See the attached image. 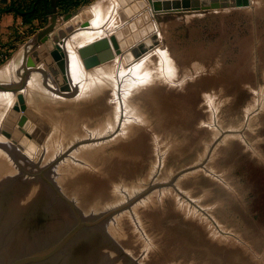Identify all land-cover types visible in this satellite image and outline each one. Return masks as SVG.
I'll list each match as a JSON object with an SVG mask.
<instances>
[{
    "label": "rangeland",
    "instance_id": "obj_1",
    "mask_svg": "<svg viewBox=\"0 0 264 264\" xmlns=\"http://www.w3.org/2000/svg\"><path fill=\"white\" fill-rule=\"evenodd\" d=\"M144 1L39 20L0 65V264H264V0Z\"/></svg>",
    "mask_w": 264,
    "mask_h": 264
},
{
    "label": "water",
    "instance_id": "obj_2",
    "mask_svg": "<svg viewBox=\"0 0 264 264\" xmlns=\"http://www.w3.org/2000/svg\"><path fill=\"white\" fill-rule=\"evenodd\" d=\"M152 1L153 3H157L159 1H170L172 9L181 8V0H152ZM196 4L197 6L203 9L204 8H213V9L226 8L229 6V0H199L198 2L196 1ZM235 5L237 7H240L242 5V0H235ZM122 6L124 8V14L121 13L119 14L118 17L121 22L126 23L128 22V20L135 17V15H137L138 13L146 9L147 4L144 0H125V3H123ZM74 14L75 13L66 14L62 16V18L64 20H68ZM115 40L116 39L113 37L112 46H114L116 49V45H114ZM157 42H158L157 37L155 35L151 36L149 40H145V42H143L141 45L138 46L137 48L138 53L141 55L146 53L147 51L151 50L155 45H157ZM38 52L40 53V55L37 52L31 54L32 62L36 65L38 63L39 57L42 56L41 54L43 53V50L39 48ZM133 53H134V56L138 54L136 51H133ZM78 56L82 60L84 68L87 70L95 66H98L100 64H103L105 62H108L114 58L112 49H110L107 40H104V39L80 48L78 50ZM59 72L61 74L60 69H59ZM51 73L54 75V72L51 71ZM55 77L57 80L59 79L57 76ZM61 77L63 79V82H65L63 76ZM27 122L28 120L26 116L19 117L18 122H17V129L21 134H24V132H26L25 127H26Z\"/></svg>",
    "mask_w": 264,
    "mask_h": 264
},
{
    "label": "crops",
    "instance_id": "obj_3",
    "mask_svg": "<svg viewBox=\"0 0 264 264\" xmlns=\"http://www.w3.org/2000/svg\"><path fill=\"white\" fill-rule=\"evenodd\" d=\"M33 1L35 0H0V65L4 62L8 54L12 53L14 49L21 43L24 36H27L25 33L27 32V29L35 27V23L38 24L39 20L41 21L42 25L50 17L64 16L66 14L72 13L75 14L71 18H77L82 10L91 7L92 4L95 5L100 0H93L89 4L83 5L76 10L63 15L56 6L57 0H40V4L43 5H45V1L47 2V15L44 18L42 16L36 15L29 22L24 21L22 17L16 15L13 12L6 11V8L11 4L25 8ZM25 46H21L19 50L23 49ZM17 52L13 55V57L17 54ZM0 69H2V67Z\"/></svg>",
    "mask_w": 264,
    "mask_h": 264
},
{
    "label": "bare ground",
    "instance_id": "obj_4",
    "mask_svg": "<svg viewBox=\"0 0 264 264\" xmlns=\"http://www.w3.org/2000/svg\"><path fill=\"white\" fill-rule=\"evenodd\" d=\"M118 1V0H117ZM93 12H95V13H98V10L97 9H93L92 10ZM123 13L122 14H124V10L122 11ZM141 13V12H140ZM139 14V13H138ZM137 14V15H138ZM93 22V21H92ZM96 25H97V23H96ZM99 25V24H98ZM97 25V26H98ZM91 26L92 27H94L95 26V24H91ZM96 27V26H95ZM78 30H80V29H78ZM78 30L76 31V33L78 32ZM84 30V29H83ZM83 30H81V31H83ZM99 30V29H98ZM97 30V31H98ZM80 31V32H81ZM90 31V30H89ZM88 31V32H89ZM95 31V30H94ZM86 32V31H85ZM91 32L93 33V31L91 30ZM75 32H73V34H74ZM89 35H90V33H89ZM81 35L79 34V33H77V34H74V35H72V37L70 38V37H66L65 39H64V44L62 45L63 46V54H64V56H65V65L67 66V65H69V67H67V73H68V70H69V73H71V69H72V67H74L75 65L76 66H79V64L77 63L79 60H78V58H77V55H73V53L72 52H74V54H75V52H76V50L75 51H72V46H73V44L74 43H76V42H72V40L73 39H75V38H78V40H79V37H80ZM82 36H83V38H85V37H87L86 36V34H85V36L82 34ZM81 36V37H82ZM103 39V38H102ZM102 39H99V41L100 40H102ZM91 44V43H90ZM72 45V46H71ZM87 45H89V44H87ZM86 46V45H85ZM84 47V46H83ZM123 48L124 47H126V46H122ZM82 48V47H81ZM80 49V48H79ZM78 49V50H79ZM26 50V49H25ZM21 51H23V49L21 50ZM27 52V51H26ZM77 53H78V51H77ZM79 57V56H78ZM80 59V58H79ZM81 60V59H80ZM82 61V60H81ZM75 66V67H76ZM14 67H16V66H14ZM12 68V67H11ZM23 68V67H22ZM45 68V67H44ZM15 69V68H14ZM40 69V68H39ZM39 69H29V68H24L22 71H21V76L22 77H24V76H27V75H31L30 77H29V80L30 79H32V78H35V77H45V75H46V69L45 70H39ZM11 70V69H10ZM80 71V70H79ZM78 70H77V73L79 72ZM29 73V74H28ZM92 75V74H91ZM15 76V75H14ZM70 76H72V75H70ZM74 76H75V74H74ZM47 77V76H46ZM45 77V78H46ZM87 78V77H86ZM18 79V78H17ZM49 79V78H48ZM71 79V78H70ZM21 80L22 79H20V80H18V81H16L15 83H12L9 87L8 86H3V85H1L0 84V86H2V88H6L5 90H9V89H11V87H12V89L14 90V86L16 87V86H18V85H20V84H22L21 83ZM35 80V79H34ZM73 80V79H72ZM71 80V81H72ZM31 81H33V79L31 80ZM31 81H30V83H31ZM79 81V80H78ZM34 82V81H33ZM32 82V83H33ZM74 82V81H73ZM86 82H87V79H86ZM24 83V82H23ZM30 83H29V85H30ZM48 83V82H47ZM71 83V82H70ZM75 83V82H74ZM80 83H81V81H80ZM34 84V83H33ZM36 84V83H35ZM23 85V84H22ZM32 85V84H31ZM140 85V84H139ZM47 86V85H46ZM53 86V85H52ZM50 87V86H49ZM78 87H80V85H78ZM51 88V87H50ZM55 88V87H54ZM53 88V89H54ZM53 89H51V90H49L50 92H57L58 93V90L59 89H57V88H55V89H57V90H55V91H53ZM77 89V88H76ZM79 89V88H78ZM30 90V89H29ZM34 90V89H33ZM122 91V90H121ZM8 92V91H7ZM65 92V91H64ZM61 93V92H60ZM63 93V92H62ZM120 93V92H119ZM30 94V93H29ZM56 94V93H55ZM59 94V93H58ZM54 95V94H53ZM60 96H62V97H67L68 96V93H63V94H59ZM119 95V94H118ZM52 96V95H51ZM57 96V95H56ZM74 96V95H73ZM123 96V95H122ZM122 96H119L120 98L122 97ZM59 97V96H58ZM1 98V97H0ZM52 98V97H51ZM25 99V98H24ZM28 100V99H27ZM7 103V102H6ZM118 131V130H117ZM120 132V131H119ZM105 134V133H104ZM114 134V133H113ZM123 134V133H122ZM91 135V134H90ZM101 137V136H100ZM101 138H106V136H104V137H101ZM108 138V137H107ZM106 138V139H107ZM97 141H98V139H96ZM100 140V139H99ZM93 141H95V139L93 140ZM103 140H101L100 142H102ZM99 142V141H98ZM77 164V163H76ZM73 166V165H72ZM34 167V166H33ZM179 205V204H178ZM73 206V205H72Z\"/></svg>",
    "mask_w": 264,
    "mask_h": 264
},
{
    "label": "trees",
    "instance_id": "obj_5",
    "mask_svg": "<svg viewBox=\"0 0 264 264\" xmlns=\"http://www.w3.org/2000/svg\"><path fill=\"white\" fill-rule=\"evenodd\" d=\"M93 0H57L56 6L59 9L60 13L66 14L73 10H76L77 8L87 5L91 3ZM43 4H40V0H35L31 2L27 7H20V6H14L10 5L6 8L7 12H13L16 15L23 18L24 21L29 22L31 19L34 18V16L39 15L43 18L47 15V2L45 1Z\"/></svg>",
    "mask_w": 264,
    "mask_h": 264
}]
</instances>
